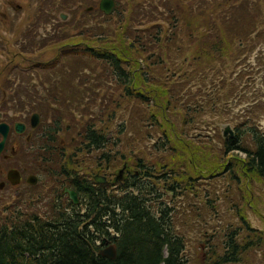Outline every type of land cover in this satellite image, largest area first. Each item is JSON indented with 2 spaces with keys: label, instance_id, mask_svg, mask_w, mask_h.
Wrapping results in <instances>:
<instances>
[{
  "label": "rangeland",
  "instance_id": "374dc122",
  "mask_svg": "<svg viewBox=\"0 0 264 264\" xmlns=\"http://www.w3.org/2000/svg\"><path fill=\"white\" fill-rule=\"evenodd\" d=\"M7 1L8 0H0V34H5L8 32L13 33V35L16 37L20 33H23L22 35L25 34L28 26L33 23L32 20H36L34 19V16H36L35 12L38 11L40 7H52L55 0H16L17 3L23 4L25 7L22 10H15L16 12H14V9H11L7 6ZM57 1L62 4V2L65 0ZM88 1L89 0H84L86 3H88ZM122 1V5L126 4L124 2L125 0ZM223 1L224 0H186V4L183 2V5L186 6L187 10V12H184V17L195 22L196 24H194L193 27L200 29L204 33L209 29L207 25H209V27L213 25V21H211V19L214 15H220L223 10H229L228 8L235 4V0H231V2L226 5L223 4ZM2 2L5 3L7 7H3ZM78 4L82 5L78 2V0H70L68 2V5H71L72 7ZM90 4L94 7V11L84 14L83 18H81L82 20L79 19L81 20V23H77L76 26H71L70 28H67L63 31L60 30L59 25L61 24L57 21L54 22V19L52 18H50L52 23H49L47 20H45V18L39 20L36 31L39 27L43 30L40 31L37 41H35V38L33 39V47L26 48L24 51L22 49L21 56L26 58L33 57L34 61L51 62L52 59L56 58V54L58 56L60 52L69 51L70 46L77 49L87 48L83 43H78L77 45L69 44L71 41L76 42L84 38L95 39L97 37V33L105 32L106 34L108 33L109 36L107 40L101 41L97 39V41H91L90 44H93L97 47L98 44H105L106 47L110 49L109 51H113L115 53L121 52L123 53V57L129 58L131 55H127L129 53L126 52L128 49L125 47L129 44L130 38L127 32L130 25L128 26L129 21H127L128 17L126 14H129V16L133 14V12L130 11L132 8L131 2L129 10H127L128 12L123 13L124 21L122 18H117L114 20V18L111 16H106L104 13L95 9L98 5H96L94 1L90 0ZM262 4H264V0H262ZM192 7L193 11L191 10ZM217 7H219L220 10ZM250 8L252 9L253 7ZM2 11L13 14L15 21L12 25H7L5 23L3 20L4 17L1 16ZM162 11L163 13L161 16L159 14H154V18L148 16L145 18V20L149 21L151 19L147 23L158 22V25H162L165 29L169 30L172 24L166 23L168 21L163 20L167 18L166 15H168L169 12L166 10ZM212 11H214V14ZM72 13L76 12L72 11L70 14ZM243 13L245 14V17L242 18L243 21H249L250 19H253L254 21L260 20L263 22L264 20L263 7H261L259 10L248 9L247 12ZM135 14L140 13L137 12ZM148 14L149 13L145 11V15ZM184 19L180 23H177V28L174 30V32L182 30ZM67 20L72 21L73 16H69ZM235 22L237 21L235 20ZM137 25H139V23ZM246 25L250 26L248 23ZM146 27H149V25ZM10 30H12V32ZM188 30L189 29L185 21V27L182 31L187 32ZM82 32L83 34H81ZM122 32H125V37L128 41L126 43H123L118 37V35L122 34ZM30 35L35 36L33 33ZM47 35L54 41L49 39ZM133 36H135L134 33ZM165 36L166 35L163 37L164 42L169 41L171 50L167 52L169 59L166 60V62L161 67L157 66V68L154 70L153 65H151L150 75H146L144 72H148L145 70L148 66L145 61V57H139L136 56L137 54H135L133 55L135 57L131 58V60H135L133 62L135 64L128 69L131 70L135 76L137 75L140 86H144L142 83H146L144 81V75H146L148 78L149 76L151 77L149 78V83H147L149 85L148 87H150L151 93L155 89L154 87L160 88V86H164L166 84L172 90V96L175 95L174 99H178L177 102L173 103L176 105L175 108H173L172 105L167 106L166 114H164L163 117L161 112L155 109L157 117L160 121V123L158 122L159 126L162 127L163 131L168 132L171 140V148L167 149L166 151H174L172 156L167 157L166 160L160 158L165 164V168L163 167L162 169H167V167H169L167 164H169L172 157H175L179 159V162L181 163L179 167L175 166L177 169H174L178 174L182 172V175L190 174L194 177L196 171L200 172L198 178L200 179L198 180L200 182L197 183V186H195L196 178L191 181L193 184H190L195 186V188L200 191V194L195 198L197 199V202L200 206L203 205V203H209L210 200L211 206L214 204V207L217 208L215 210H211L212 207H210V213H206L208 215L205 214V218L207 219L206 226L208 227L205 229L207 232L204 233V229H201V225L204 221L197 220L193 213V207L196 206L192 203L194 195H191L190 197L185 196V199L182 196H179V198L177 197L175 200L174 194L171 192V194L166 193L164 199L167 204L177 206L178 210L182 211L180 214H178L177 220L180 223L177 224L179 231L186 239L185 257L188 260L187 264H207L209 261L211 246H215L219 253L223 252L222 242L224 237L220 230L225 227H229L224 219L225 215L228 217L234 216L233 206L236 205L239 209H241L251 225L254 228L260 230L261 233H264V178L261 180H258L255 177L248 178L247 181L249 182L247 188L243 189L242 187L244 185V178L240 176V170L237 168L233 170L234 172L239 173L237 175H239L240 180H237L234 177H230L226 172H224V169L222 168L225 166V164L227 165L228 161H230L229 163H235L239 160L237 157H242L243 159L246 157V155L244 152L238 153V151H233L229 154V156H227L223 153L224 147L222 144H220L221 146L219 145L220 142L217 137L219 133L218 128L222 125L230 123L236 129V126H239V123H243L241 126V137L242 141L245 138L244 141L246 142V145L243 146L253 148L255 146L254 138L252 135H245V132L248 131L247 129H243L244 123L247 122L248 125H253L254 127L256 126L260 129V131L264 132V104H262V102H264V45L260 46V48L254 52L252 50L251 52H247L249 55L246 53L241 55L235 46L237 50L235 53H233V57L232 54L227 53L221 60H216L207 64L204 63V58L202 55L198 56L199 48H196L198 44H195L193 47L187 44L183 47V44L179 40H175L174 38L167 40ZM210 36L211 35L208 34L207 37ZM214 38L216 37L212 36L210 41L214 40ZM189 40L190 43L195 42L193 38H189ZM207 40H209V38L206 39L205 42H207ZM260 40L264 43V36ZM153 51L154 50L152 49V52ZM258 57H260L259 61ZM11 58H13V56L9 53L6 54V58L4 60L7 61ZM138 59L139 63L137 64L136 60ZM4 60L0 57V64ZM34 61H27V63H32ZM93 61L94 59L89 56L83 57L81 55H77V57H70L66 59L65 65L59 67L60 69H64L66 72L64 76L56 75L55 72L56 76L52 77L55 83L60 82V85H58L56 89L62 92L63 87H66L70 95L67 97L65 96L63 104L59 102L57 103V101L54 99L50 100L59 106H72L74 109L73 112H70L69 109L66 111V116L68 118L63 120V123L68 126L69 130H67L65 133L72 132L75 134V132L78 130V127L76 126L77 124L80 125V120L73 119L74 113L77 116L84 117L83 122L89 120L90 124L94 122L97 124V126H100L102 122L99 121L100 117L95 115V112L98 111L101 106H104L105 103H107V101H105L103 97L100 96V93L108 92L115 94L116 96L118 95L117 91L109 90L108 88L114 89V87L103 80L106 73L105 66L99 64L97 67L91 68L89 65H91ZM93 65L96 64L94 63ZM50 75L51 73H48V75L44 73V76L49 83L50 81L48 76ZM66 75H71V77L68 78ZM31 76L32 77L29 85L33 86L35 83L37 84L36 86H38V88H41V81L38 80L37 75L32 74ZM59 76H62L61 81H58ZM3 80L4 79L0 74L1 85ZM102 81L104 82L102 83ZM162 81L167 82L163 84L161 83ZM7 85L9 84L4 86ZM24 85L27 84L25 83ZM103 86L106 88L102 89ZM10 87L11 92H14L13 90L15 88L11 85ZM79 88H83L84 90L87 89L86 93L85 91L79 90ZM206 92H209L210 96H207ZM26 93H29L28 89H26ZM92 93L97 95L92 98ZM193 96L195 98L194 100L198 101L195 102L197 108L201 110L200 114L193 115L194 119L188 123L186 121H189V117L185 115L184 111H181V107L188 99L193 98ZM232 99L234 103L232 102ZM116 101H119L117 97H115V100L111 102L110 106H115ZM211 101H213V103ZM189 103H193V101H190ZM46 104L43 107L51 111ZM153 106V104L151 106H146L147 111L149 112L154 108H157V106ZM75 108L78 110H75ZM137 111L138 109L133 110V106L128 107V105L125 106V104L121 105V107H117L115 122L110 125L109 131H112L115 137H117L119 134V124H121L122 121H127L129 124L132 116H137ZM137 117H135V119H137ZM165 121L168 124H171L170 128L165 123ZM106 123L107 122L104 124ZM152 128H155V126ZM149 130L151 129H148V131ZM162 130H153V132H161ZM67 136L69 137V135L66 134V137ZM121 136L124 137L123 135ZM63 137H65L64 132L58 141L59 143L64 142ZM193 137L195 138L194 141L191 140ZM81 141H83L82 137L76 140L72 146L68 147L70 150H68L64 155L73 154L78 145L80 146L79 143ZM23 142L24 140L22 138L15 137V135H13L12 140L9 142V151H7V154L11 153V147L13 145H16L18 149H20V146ZM123 145V147L120 146L118 148V151L127 156L126 159L132 158V153H139L140 157L142 156L141 158L144 161H149L147 159V153L152 149L153 142L148 145L145 144V146L141 147L136 152L130 151L129 148L126 147V144ZM31 147L34 150L37 149L34 145ZM26 148L27 145L23 147V150L19 155L13 157L12 160H4L2 164L4 170L10 168L19 170L22 173L24 180L30 173H34L39 176L37 171L31 172V170L37 166V161H41V157L38 158V153H33L32 149L27 151L25 150ZM235 153H237L239 156L236 157ZM122 160L123 159L116 157L115 162L118 165L122 162ZM67 162L68 160H64L63 156H61L58 161L54 160L49 165L55 166L56 163L60 166H63ZM77 162H80L79 166ZM95 165V161L89 156H86V152H80L76 162L73 165L68 166L72 168V170H78L81 172V169H83L84 171L92 173L96 168ZM120 166L121 164L118 167L121 168L122 166ZM37 169L39 170L38 166ZM103 170L107 172L105 167H103ZM217 172L221 173L216 174ZM114 173L115 172L108 171V174H111V177H114ZM214 173L217 176H212ZM40 175H43V173H40ZM49 176L50 175L46 173L44 179L47 182L44 186H42V183H39L35 187H32L33 190L41 189L42 192H48L47 198L45 199V205H43L42 201H37V199L40 197V194H32L31 192L33 190L31 187H28L30 185L26 184V181H24L23 185L21 186L20 192H15V189L10 184L4 185L2 191H0V198L3 197V200L0 201V212L2 217H0V219L7 220L8 223H12L18 218H24L23 215H25V218L32 216V213H35L38 207L44 208L45 213H42V216L49 217L51 205L54 208L53 204L51 203L55 200H59L55 196L60 190L59 187H62V184H64L62 182L63 178H56V176H59L57 173H55L52 178ZM5 178V173H0V183L5 180ZM185 183L189 184L188 179L183 180L182 184ZM217 183L220 184L217 185ZM224 184L225 187L226 185H229L232 186L233 189L238 188L239 190H235L234 193H228L230 190H225L223 194ZM216 191H218L217 197H215ZM206 194H209L210 196ZM232 194L233 196L230 198ZM229 199L231 201H228ZM231 203L235 204L232 205ZM187 205L189 206V209H191V212L186 211L185 207ZM217 210L219 211V215ZM187 215H190V217L185 220ZM209 233L211 235H213V233L215 234L211 237ZM204 234L206 236H204ZM209 241L210 243L208 245ZM241 257L242 260L237 264H264V246L261 245L256 248L248 249L242 253Z\"/></svg>",
  "mask_w": 264,
  "mask_h": 264
},
{
  "label": "trees",
  "instance_id": "16d2710c",
  "mask_svg": "<svg viewBox=\"0 0 264 264\" xmlns=\"http://www.w3.org/2000/svg\"><path fill=\"white\" fill-rule=\"evenodd\" d=\"M230 2L231 0H224L223 4L226 5ZM235 3H238V6L229 7V10H223L218 16L214 15L211 19L213 25L211 27L207 25L209 29L204 33L200 29L193 27L196 23L188 20V18L184 19L182 26L183 30L186 21L189 29L187 32L182 30L174 32L177 28V23L183 20L174 18L171 19L173 24L169 30L158 24L154 25L152 30L141 34L134 30H129L131 33L129 34V31L126 30L130 36L129 44L125 46L128 49L126 52L129 53L127 55L135 57L133 55L137 54L136 56L145 57L148 66L145 69L148 72H144L146 75H150L151 65H153L155 70L157 66L161 67L169 59L167 52L171 50V46H169V41L164 42V35H166L167 40L170 38L179 40L183 47L187 44L192 47L198 44L196 46V48H199L198 56L202 55L204 63L207 64L221 60L227 53L232 54L233 57V53L237 49L241 55L245 53L249 55L247 52L256 51L258 45L263 43L260 39L264 36V20L263 22L260 20L254 21L253 19L243 21L242 18L245 17L243 12H247L248 9L259 10L261 7L264 8V4H262V0H235ZM250 7L253 8L251 9ZM214 11H212L213 14ZM247 23L250 26H247ZM133 33L136 34V37L133 36ZM208 34L211 36L207 37ZM96 36L95 39L84 38L83 40L90 43L91 41H97V39L105 41L109 37L108 33L106 34L105 32H99ZM212 36L216 37L214 38L215 41H210ZM118 37L123 43L128 42L125 32L119 34ZM189 38H193L196 43H190ZM205 38H209V40L205 42ZM98 46L99 49L92 50L95 59L91 64V68H95L99 64L105 66L106 73L103 80L112 85L114 89H108L117 91L118 95L108 92L100 93V96L107 101L104 106L99 108L98 116L100 117L99 121L102 123L97 126L93 122L85 128V141L88 143L89 149L91 147H95L97 150L103 148V152H105L104 147L108 142H112L113 145L117 146L116 148L123 147V144H126V147L132 152H136L145 144L148 145L153 142L152 149L147 153L149 161H144L139 153H132V158L126 159L127 156L119 152L118 149L115 152L110 151V153L104 154L105 157L103 158L108 162L112 160L114 162L116 157L123 159L120 163L122 167L126 162L128 175L125 177L126 182L122 185V193L119 195L108 194L105 189L98 186L91 178L78 180L79 178L75 176L76 179L72 185L79 191L83 190L85 192L87 200L83 197V203L86 205V211L69 202L70 206L76 208L75 212L65 213L63 212L65 210H59V215L49 221L36 217L29 220L18 218L16 221L8 223L7 220L0 219V264L9 263L17 246L18 251L16 252L29 264H49L51 261L53 264H187L188 260L185 257L186 239L178 229L180 222L177 220L178 214L182 211H179L174 205L167 204L163 199L169 191L173 192L176 198L182 196L185 199L194 195L192 203L196 206L193 207V213L197 220L204 221L201 229H204V233L207 232L205 229L208 228L205 216L210 213V207H212L211 210L217 208L214 207V204L211 206L210 200L209 203H203L200 206L195 198L200 194V191L195 188L197 183L200 182L198 181L200 180L198 179L200 172L196 171L194 177L190 174L182 175V172L178 174L174 169H177L175 166L179 167L181 163L175 157H172L169 164H167L169 165L167 169H162L165 164L160 158L166 160L167 157L172 156L174 151H166L171 148V140L168 132L163 131L162 127L159 126L160 121L155 109L161 112L163 117L166 114L167 106L172 105L175 108L176 105L173 103L177 102L178 99H174L175 95L172 96V90L165 84L167 81H162L161 83L165 85L160 86V88L154 87L155 89L151 93L147 84L151 77L149 76L148 78L144 75L146 83H142L144 86H140L137 75L135 76L128 69L134 66L135 63L133 62L135 60L123 57L121 52L109 51L110 49L105 44H98ZM152 49L154 50L153 52ZM123 59H127L129 64ZM259 60L260 57H258ZM136 62L138 64L139 59ZM94 63L96 65H93ZM104 88L106 87L103 86L102 89ZM96 95L92 93V98ZM206 95L210 96L209 92H206ZM115 97L119 101H116V105L111 107L110 104L115 100ZM194 99L193 96L181 107V111H184L185 115L189 117V121H186L188 123L194 119L193 115L200 114L201 109L197 108L195 103L198 101ZM190 101H193V103H189ZM211 102L213 103V101ZM123 104L125 106L128 105V107L133 106V110L138 109V117L135 116L137 117L135 119L132 116L129 124L127 121H122L118 126L119 134L117 137L114 136V141H109L107 136L110 134L109 127L115 122L117 107H121ZM152 104L154 105L153 107L157 106V108L148 112L146 106H151ZM105 122L107 123L104 124ZM165 123L169 128L171 127V124L166 121ZM153 125L155 128H152L154 127ZM242 125L243 123H239V126H236V137L233 139L223 138L220 131L217 137L220 142L219 145L222 144L224 147L223 153L227 156L235 150L245 153L246 157L243 159L242 157H237L239 155L235 153L239 160L235 163H229L230 161H228L227 165L225 164L222 169L230 177L240 180L239 175H237L239 173L233 171L236 168L239 169L240 176L244 178L242 188L246 189L249 182L247 181L248 178L255 177L258 180L264 178V132L260 131L256 126L248 125L245 122L243 129L248 131L245 132V135H252L255 145L253 148L245 147L243 146L246 145L245 138L242 141L241 137ZM148 129L152 131H148ZM153 130L162 131L154 133ZM191 140L194 141L195 138L193 137ZM111 152L116 154L113 155ZM109 164L107 169L112 166ZM120 164L117 165L115 162L114 171L119 168ZM219 173L221 172L216 174ZM75 174L72 171H66L68 177L71 175L74 177ZM216 174L214 173L212 176H217ZM195 178V186L190 185L193 184L191 181ZM184 179H188L189 184H182ZM144 186L148 189L145 190ZM223 190L224 194L225 190H230L228 193H234L235 190L239 189H233L229 185L225 187L224 184ZM217 196L218 191L215 192V197ZM232 196L233 194L230 198ZM111 199H115V201L119 199L120 205L117 208H114V205L109 206L110 203L107 200ZM228 201L231 200L229 199ZM155 202L159 203V205H164L162 210H154L153 204ZM231 204L234 205L235 203ZM110 207L114 208L115 214L110 215V218H108L111 213V210H108ZM233 207V214L241 225L239 228L227 231L230 232L223 238V252L219 253L215 246L210 247L207 264H237L242 260L243 252L261 245L264 246L263 236L255 240V236L260 232H257V229L250 224L241 209L236 205ZM116 209L120 210L121 213H118ZM185 209L187 212H191L188 205ZM217 212L219 215L218 210ZM189 217L190 215H187V218L184 219L187 220ZM107 222L120 233L119 237L112 238L117 249V255L114 259L100 254L95 248L99 238L97 233L101 232L102 234L105 232ZM93 230L95 231L93 232ZM214 234L211 235L209 233L211 237ZM99 236L101 235L99 234ZM204 236L206 235L204 234ZM209 243L210 241L208 245ZM90 245H93L99 255L92 252ZM97 247L99 248V246ZM58 249L61 251H57Z\"/></svg>",
  "mask_w": 264,
  "mask_h": 264
},
{
  "label": "bare ground",
  "instance_id": "6f19581e",
  "mask_svg": "<svg viewBox=\"0 0 264 264\" xmlns=\"http://www.w3.org/2000/svg\"><path fill=\"white\" fill-rule=\"evenodd\" d=\"M40 57V56H39ZM66 72L64 71V69H60L59 67L57 68V70H56V75H62V76H64V74H65ZM62 76H59L58 77V81H61L62 80ZM59 83V82H58ZM64 95H60V97L62 98ZM35 109H36V107H35ZM95 115H99V110L98 111H96L95 112ZM33 114H30L29 115V120L31 121V123H32V129H34V128H36L37 127V118H36V121L34 120V118H33ZM99 117V116H98ZM21 121L22 120H16L15 122L16 123H21ZM80 146L78 145V149H79V151L80 152H86V156H90V149H89V145H88V143H86V141L85 140H83V141H81L80 143ZM110 153V152H109ZM112 153V152H111ZM50 159L51 160H53L54 159V156L52 155V154H50ZM42 170L43 169H40V172H39V178L40 179H42L43 178V175H40V173H44V171L42 172ZM126 175H128L127 174V172L126 171H124V170H122L120 173H119V175H118V178H119V180L123 183V184H125V182H126V179H125V177H126ZM121 187V184L120 183H118L117 185H116V187H115V190L116 189H118V188H120ZM144 188H145V190H147L148 188L147 187H145L144 186ZM32 191V190H31ZM32 194H34V195H38V194H40L41 193V191H40V189H38V190H33L32 192H31ZM85 192L82 190V191H80L79 192V194H80V197L82 196V197H84V199L86 198V200H87V196L84 194ZM55 197H57L58 199H59V197H58V195H56ZM179 198V197H178ZM107 202H109L110 204H109V206H115L114 208H117L120 204H119V202H120V200L118 199L117 201H115V199H111V200H107ZM51 204H53V206H54V208L52 207V205H51V211H50V216L48 217H45V216H43L42 218L39 216L40 214H42V213H45V211H44V208L43 207H38L37 208V211L35 212V213H33V215L32 216H30V217H28V218H30V219H34V218H36V217H39L40 219H42V220H51L52 218H54L56 215L58 216L59 214H58V212H59V210H65V211H63V212H67V213H69V212H71V211H76V208L75 207H72V206H70V205H68V204H64V203H62L61 201H60V199L59 200H55V201H53ZM44 205V204H43ZM154 205V210L156 211V210H162V207L164 206V205H159V203H157V202H155V204H153ZM108 207V206H107ZM61 208V209H60ZM66 208V209H65ZM114 208H112V207H110L108 210H111V213L109 214V216H108V218H110V215H114L115 214V210H114ZM43 215V214H42ZM24 216V218H25V215H23ZM23 218V217H22ZM19 219H21V218H19ZM119 219V218H118ZM126 219V218H125ZM225 222L230 226V227H225V228H223L222 230H221V232H222V234H223V237L225 236H227L228 235V233L230 232H227L228 230H232V229H235V228H239V226L241 225L240 223H239V220H236V218H235V216H230V217H228L227 215H225ZM239 223V224H238ZM236 224H238V225H236ZM251 224V223H250ZM236 225V226H235ZM232 226H234V227H232ZM256 229V228H255ZM257 232H260L259 234H257L256 236H255V240L258 238V237H260V236H263V238H264V233H261V231L260 230H258L257 229ZM99 234L101 235V236H99ZM97 233V236L99 237L98 238V240H99V243H96V245H95V248L99 251V253L100 254H103L102 252L104 251V250H106L107 248H108V246L109 247H111V246H113L115 249H116V245H115V243H114V241H113V239L112 238H114V237H119L120 236V233H118V230L114 227V226H112L110 223H108L107 222V224H106V229H105V232H103L102 234H101V232L100 233ZM258 243V242H257ZM97 246H99V248L97 247ZM90 248L92 249V252H94L95 254H97V255H99V253H98V251L95 249V248H93V245H90ZM16 251H18V246L17 247H15V250L13 251V257H11V260L9 261V263L8 264H29V262L28 261H24L22 258H21V256L19 255V253H17ZM57 251H61L60 249H58ZM116 255H117V249H116ZM116 255H115V257H116ZM114 257V258H115ZM113 258V259H114ZM49 264H53V262L51 261V262H49Z\"/></svg>",
  "mask_w": 264,
  "mask_h": 264
},
{
  "label": "water",
  "instance_id": "95a60500",
  "mask_svg": "<svg viewBox=\"0 0 264 264\" xmlns=\"http://www.w3.org/2000/svg\"><path fill=\"white\" fill-rule=\"evenodd\" d=\"M113 5H114L113 0H103L102 1V8H108L106 9L107 13L111 12ZM225 132L226 133L231 132L233 134V130L229 126L226 128ZM95 178L99 182H104L106 180L105 178H102L99 176H96ZM69 193H70V196L77 202L78 201L77 193L72 190H69ZM102 253L113 259L116 255V249L113 246H111V247H108L106 250H104Z\"/></svg>",
  "mask_w": 264,
  "mask_h": 264
},
{
  "label": "flooded vegetation",
  "instance_id": "af4514ba",
  "mask_svg": "<svg viewBox=\"0 0 264 264\" xmlns=\"http://www.w3.org/2000/svg\"><path fill=\"white\" fill-rule=\"evenodd\" d=\"M27 120L29 121V119H27ZM53 153H55V152H52L51 151V154L52 155H53ZM61 153L62 154H60V155L63 156L64 160H70V155H63L64 151H62ZM56 154H58V153H56ZM59 157H61V156H59ZM77 164L79 166L80 165V162H77ZM63 172H64V167L59 165V167H58V173L63 174ZM57 179H60V176H58Z\"/></svg>",
  "mask_w": 264,
  "mask_h": 264
}]
</instances>
